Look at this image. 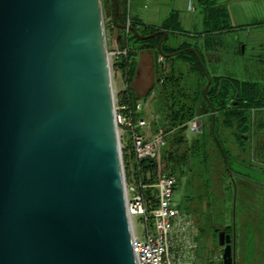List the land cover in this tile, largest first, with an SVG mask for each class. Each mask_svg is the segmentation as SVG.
Listing matches in <instances>:
<instances>
[{
  "label": "water",
  "instance_id": "95a60500",
  "mask_svg": "<svg viewBox=\"0 0 264 264\" xmlns=\"http://www.w3.org/2000/svg\"><path fill=\"white\" fill-rule=\"evenodd\" d=\"M106 42L102 0H0V264H138Z\"/></svg>",
  "mask_w": 264,
  "mask_h": 264
},
{
  "label": "trees",
  "instance_id": "16d2710c",
  "mask_svg": "<svg viewBox=\"0 0 264 264\" xmlns=\"http://www.w3.org/2000/svg\"><path fill=\"white\" fill-rule=\"evenodd\" d=\"M199 1L205 11L206 31L199 34L200 37L202 35L205 37L203 45H194L189 42L170 43L171 35H188L186 31L180 30L179 16L176 12H171L161 26H148L143 21L141 22L138 19L133 21L132 18L128 17L127 0H117L118 22L116 24L113 18L114 4H112V0H102L104 15L108 18L106 30L109 31L111 39L117 35V43H121L123 50H128V54L126 56L121 55L120 60L115 65V69L120 70L126 83L125 90H122L117 96V103L127 108L124 113L128 118L131 116H134L135 119L141 117V113H135L138 99L134 95L131 84L137 75H135L134 61L132 62L131 58L143 52H150L154 55L159 48L158 44L164 37L163 34H159L153 38L140 39L132 31L127 33L118 25L125 26L131 20L130 26L139 32L141 36L153 35L158 30L167 31L168 37L162 43L164 58L171 63L176 59L182 61L188 65L187 73L197 74L200 79L197 80V90L194 92L191 103L174 101L176 98L178 100V97L186 100L188 91L186 88L178 91L173 88L178 77L173 64H171L172 69L167 79L164 80V85H162L165 91L167 90L166 85L169 83L173 88L170 92L172 95H168L164 100L165 104L170 102V108L166 110L165 115L169 123L165 129L168 136L166 138L167 147L163 151V159L166 161L171 174L177 175L178 181L177 171L181 174L185 172L184 165L189 162V158H196V162L199 159L201 164L205 165L206 172L201 177H203V180L205 179L203 187H206L210 199L218 202L221 198V192L224 193L225 191L229 199L225 198L223 205L226 207V203L231 200V212H235L232 203L236 201L233 185L238 186V200L241 205V235L235 236L233 226H226L224 233L233 230L232 236H230L236 243L235 255L239 263L243 264V245H246V250L254 244L264 245V85L253 81L242 82L231 77H211L204 64L206 57L211 60L216 56V53L223 50L224 46L217 40V37L230 30H237V28L229 26L230 14L224 5H217L213 0ZM214 38L216 40L211 42ZM244 52L242 46H238L236 53L242 55ZM171 54L174 55L168 57ZM200 60L204 71L201 68ZM209 79L211 84L205 95L204 92ZM154 87L145 99L154 91ZM202 114L211 115L207 131H203L202 137L194 139L185 152L182 154L177 153L174 150L175 146L179 148L182 144L187 145L188 122L202 116ZM126 134L128 135L124 142L123 152L126 172L130 173L133 167L135 175L144 179L150 175L152 177L151 181L154 182L156 178L155 160L146 159L136 163L132 150V140L129 133ZM233 145H235V150L232 149ZM169 146L171 150L168 149ZM211 151L217 153L216 156L221 158L223 164L222 175L218 178L211 174L212 159L209 157ZM234 158H236V162H233ZM194 176L200 178L196 174ZM145 195L149 199L150 208H156L158 203L153 197L152 190H147ZM216 202L215 205L219 206V203ZM259 202L263 203L260 205ZM212 204L213 202H210L209 206L212 207ZM227 209H224L225 212L222 213H226ZM219 212L221 213V211ZM218 231L217 229L216 233ZM240 237L241 242L237 241Z\"/></svg>",
  "mask_w": 264,
  "mask_h": 264
},
{
  "label": "rangeland",
  "instance_id": "374dc122",
  "mask_svg": "<svg viewBox=\"0 0 264 264\" xmlns=\"http://www.w3.org/2000/svg\"><path fill=\"white\" fill-rule=\"evenodd\" d=\"M213 1L220 6L224 4L227 12L230 14L228 24L230 27L237 28V30H230L227 33L221 34L220 37H217V40L220 41L224 47L223 50L218 53V56H214L213 60L208 61L207 58L205 59L204 64L206 70L210 73L211 77H231L242 82L253 81L264 85V0L259 1L255 5H245L247 7L244 9L238 5V0ZM127 3L128 17L132 18L133 21L136 19L141 22L143 21V23L148 26H154L156 24V26H161L159 22H157L158 17L169 16L171 12L178 13L179 21L181 20L183 5L180 0H153L152 2H146L145 0H127ZM190 10L196 12L195 14L198 19H201L205 15L204 7L199 0L191 4ZM153 17L156 19H153ZM103 18L116 102L118 94L122 89L125 90L126 83L117 75L115 69L116 62L118 58L120 59V56L115 57L112 56L111 53L114 52V49L123 51V48L121 47V43H117V35L111 39L109 31L106 30L108 18H106L104 12ZM180 30L183 32L186 31L188 35H171V44L189 42L194 45H203V41H201L199 34L206 31L205 27L199 25L195 30H191L189 27H184L180 24ZM212 40L211 42H214L216 38ZM238 46H242L243 51H245L242 55L236 53ZM131 60L132 62L134 61L136 70L135 75H137L131 87L136 89L137 94L134 93V95L136 94L135 96L138 99L137 103L143 105L141 117L148 120L149 133L156 134L159 129H166V126H168L169 121L166 119L165 115L167 113L166 110L170 108V102L165 104L166 102L164 100L168 95H172V93H170L171 90L175 88L178 91L179 89L186 88L188 91L187 99L185 100L177 96L178 100L176 98L174 101L191 103L194 98V92L197 90L196 83L197 80L200 79V76L187 73L188 65L177 59L171 63L164 57L159 56L160 61L158 66H156L154 55L150 52L138 53L134 58H131ZM171 64H173L175 68L178 80L173 88L170 83L167 84V90L165 91L162 85H164V80L169 76L172 69ZM153 86H155V89H153L154 91L145 99ZM198 118L202 123V131L188 136L186 134L187 145L182 144L179 148L175 146L174 150L177 153L182 154L185 152L194 139L202 137L203 131H207L211 115L202 114V116ZM120 135L123 161L124 142L126 137H123L122 133H120ZM231 143L234 144L232 141ZM168 149L171 150L170 146ZM232 149L235 150V145L232 146ZM216 155L217 153H213L212 151L209 153V157L212 159L211 174L218 178L222 175L221 170L223 169V164L221 158ZM192 158L193 157H190L189 162L184 165L185 175L177 171L179 181L177 185L176 201L179 203V207L183 213L194 217L193 222L195 228L199 230L196 241L202 246L203 258L198 264H222L224 245L220 243V235L224 233V228H226V226H233L235 229V236L241 235V205L238 200V186L233 185L235 187L234 195L236 194V201L232 203V207H235V212H231V200L226 203V207L223 205V200L228 198V194L225 191L224 193L221 192V198H219L218 202L210 199L206 187H203L205 179L203 180V177H201L206 172L205 165H202L199 159H197L196 162V158ZM233 162H236V158L233 159ZM124 171L126 172L125 162ZM194 174L200 176V178L193 177ZM210 202H213L211 205L212 207L209 206ZM215 202L219 203V206L215 205ZM262 203L263 202H259L258 204L261 205ZM224 209H227L226 213H222L225 212ZM219 211H221V213ZM217 229L219 230L218 233H216ZM141 231V227L139 226L137 228L139 236H142ZM232 232L233 230L225 232V234L232 236ZM235 239H237V237H235ZM237 241L241 242V237L238 238ZM242 248L245 249L246 245H243ZM262 253V263L264 264V251ZM237 261L238 264H240L239 260Z\"/></svg>",
  "mask_w": 264,
  "mask_h": 264
},
{
  "label": "built area",
  "instance_id": "2783aa9c",
  "mask_svg": "<svg viewBox=\"0 0 264 264\" xmlns=\"http://www.w3.org/2000/svg\"><path fill=\"white\" fill-rule=\"evenodd\" d=\"M127 24L130 25V21ZM129 31L126 30L127 33ZM127 54L128 50L115 49L111 53L115 57ZM115 104L119 132L123 137L129 133L136 163L146 159L156 162L154 182L151 181L150 175L146 179L135 175L133 167L130 173L124 171L136 260L138 264H194L199 230L195 228L194 217L183 213L176 201L178 177L171 174L163 159L168 133L163 128L156 134H150L146 118L135 119L134 116L128 118L124 113L127 108L120 106L117 99ZM142 110L143 105L137 103L135 113H141ZM201 131L202 123L199 118L188 122L187 136ZM147 190H152L153 197L158 203L156 208H150L149 199L145 195ZM139 226L142 236L137 232Z\"/></svg>",
  "mask_w": 264,
  "mask_h": 264
},
{
  "label": "crops",
  "instance_id": "0c3cea01",
  "mask_svg": "<svg viewBox=\"0 0 264 264\" xmlns=\"http://www.w3.org/2000/svg\"><path fill=\"white\" fill-rule=\"evenodd\" d=\"M145 1L146 2H152L153 0H145ZM195 1H197V0H180V2H182V5H183V11H181L182 15H181L180 24L184 27H189V29H191V30H195L196 27H198L199 25L201 27L206 28L205 15L201 19L200 18L198 19V17L195 14L196 12H193V10H190L191 4L194 3ZM259 1H261V0H238L237 3H238V5H240V7H242L244 9L245 7H247L245 5H248V6L251 4L255 5ZM168 17L169 16L158 17L157 22H159V25H162ZM153 19H156V18L153 17ZM151 20H152V18H151ZM156 25H154V26H156ZM200 39H201V41L204 42L205 37L202 35L200 37ZM215 55L218 56V53H216ZM207 59H208V61L213 60V58L211 60L209 58H207ZM118 60H120V59L118 58ZM116 71H117V75H119V77L125 82V79H124L123 75H121L120 70L117 69ZM132 89L134 90V93L137 94L136 89H134V88H132ZM127 135L128 134H125L126 138H127ZM197 244H198V248L199 247L200 248L197 249L195 252V259L196 260H195L194 264H198L199 261L203 258V256H202L203 255V249L201 248L202 246L199 243H197ZM263 247H264V245L262 246V245L254 244L251 247H249L247 250L242 248L243 264H263L262 263V258H263L262 254L263 253L261 252Z\"/></svg>",
  "mask_w": 264,
  "mask_h": 264
},
{
  "label": "flooded vegetation",
  "instance_id": "af4514ba",
  "mask_svg": "<svg viewBox=\"0 0 264 264\" xmlns=\"http://www.w3.org/2000/svg\"><path fill=\"white\" fill-rule=\"evenodd\" d=\"M222 234H223V233H222ZM222 234H221V235H222Z\"/></svg>",
  "mask_w": 264,
  "mask_h": 264
}]
</instances>
